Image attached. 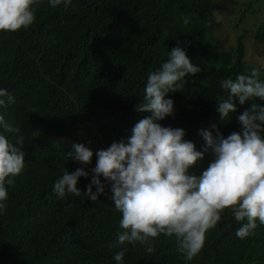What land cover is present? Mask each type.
Returning <instances> with one entry per match:
<instances>
[{
    "label": "trees",
    "instance_id": "16d2710c",
    "mask_svg": "<svg viewBox=\"0 0 264 264\" xmlns=\"http://www.w3.org/2000/svg\"><path fill=\"white\" fill-rule=\"evenodd\" d=\"M218 9L215 0H72L67 9L41 0L29 29L0 30V88L15 97L0 114L19 128L7 135L13 141L22 135L26 153L23 173L6 186L0 264H117L114 255L125 246L117 244L122 214L110 186L94 202L83 192L91 174L78 180L80 196L58 199L54 183L65 171L83 167L68 159L73 143L96 151L131 135L133 125L148 115L136 111L147 76L167 62L173 47L184 48L202 72L187 77L182 91L168 94L175 117L161 123L185 129L184 138L198 151L205 143L201 129L215 134L216 125L225 136L240 130L236 117L250 102L237 100L236 113L221 121L216 100L227 97L223 79L256 68L264 80V63L246 60L244 45L247 37L264 44V13L252 34L241 27L234 43L225 46L213 36L220 22L212 13ZM247 12L255 15V10L241 12L231 21L234 26L243 25ZM182 17L189 18L187 25ZM212 160L206 152L190 172L201 175ZM240 226L225 210L192 261L177 250L174 237L160 235L152 241V254L139 243L127 244L124 264H264V225L245 239L236 236Z\"/></svg>",
    "mask_w": 264,
    "mask_h": 264
},
{
    "label": "clouds",
    "instance_id": "9594fccd",
    "mask_svg": "<svg viewBox=\"0 0 264 264\" xmlns=\"http://www.w3.org/2000/svg\"><path fill=\"white\" fill-rule=\"evenodd\" d=\"M40 2L0 0V30L15 33L29 29L36 22ZM71 3L49 0L53 8L63 4L67 9ZM212 16L217 22L222 19L215 11ZM182 19L185 25L189 23L188 17ZM168 57L147 76L143 100L136 111L148 115L133 125L131 135L96 151L84 143H73L68 159L83 167L65 171L53 187L58 199L80 196L78 180L91 174L83 192L95 202L110 186L115 209L122 214L117 244L125 246L114 255L117 264H124L127 244L139 243L152 254V241L160 235L174 237L177 250L192 261L225 210L240 223L236 231L240 239L253 236L257 227L264 225V80L259 70L253 68L248 75L220 81L227 93L226 98L216 100L221 121L230 120V114L236 113L237 100L240 105L250 102V107L236 117L239 131L225 136L216 125H212L215 134L201 129L199 134L205 143L203 151H198L191 140L184 138L185 129L164 126L161 121L175 117L174 101L166 98L168 94L182 91L186 78L195 77L202 69L182 47H173ZM257 99L261 103L255 102ZM14 103L15 97L0 88V108ZM18 132L19 128L0 114V214L9 199L6 186L12 185L26 167L24 137L16 135L13 141L7 135ZM206 152H211L213 160L201 175L192 174L190 169ZM94 156L95 166L85 170Z\"/></svg>",
    "mask_w": 264,
    "mask_h": 264
},
{
    "label": "rangeland",
    "instance_id": "374dc122",
    "mask_svg": "<svg viewBox=\"0 0 264 264\" xmlns=\"http://www.w3.org/2000/svg\"><path fill=\"white\" fill-rule=\"evenodd\" d=\"M219 4L217 13L222 17L220 25L213 29V36L220 38L223 44L234 43L236 36L239 34L241 27L252 34L258 21V16L264 13V0H215ZM245 10H255V15H247L243 18V25H235L239 14ZM232 21V22H231ZM249 34V35H250ZM252 37L244 39L245 42V59L254 60L258 63L264 61V44L249 42ZM218 41V40H217Z\"/></svg>",
    "mask_w": 264,
    "mask_h": 264
}]
</instances>
